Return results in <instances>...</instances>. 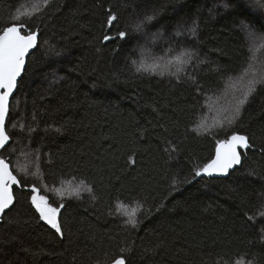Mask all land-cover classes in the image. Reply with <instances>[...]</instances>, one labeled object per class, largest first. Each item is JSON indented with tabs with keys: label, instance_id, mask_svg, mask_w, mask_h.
Returning <instances> with one entry per match:
<instances>
[{
	"label": "trees",
	"instance_id": "16d2710c",
	"mask_svg": "<svg viewBox=\"0 0 264 264\" xmlns=\"http://www.w3.org/2000/svg\"><path fill=\"white\" fill-rule=\"evenodd\" d=\"M31 3L43 0H0V28ZM260 3L50 0L31 21L40 29L39 50L30 56L12 101L10 118L18 127L9 131L19 142L5 155L14 169L26 168L27 181L50 200L59 202L55 189L66 190L65 236L35 218L25 192L0 223V264H113L120 257L127 264H264V157L250 151L228 177L192 179L213 157L215 139L236 131L264 147V84L235 124L225 119L248 82L264 79ZM109 8L119 18L112 28L105 24ZM147 16L154 19L145 22ZM141 22L142 33L101 41ZM242 24L257 34L255 42ZM187 49L196 53L191 63L184 62ZM140 64L144 69L137 72ZM240 79L242 87L234 89ZM29 125L35 131L29 133ZM201 125L210 131L198 135ZM172 147L178 151L164 150ZM185 177L192 182L173 191V180ZM80 181L93 192L81 188L79 198L69 197ZM138 203L142 222L133 229L123 213Z\"/></svg>",
	"mask_w": 264,
	"mask_h": 264
},
{
	"label": "snow or ice",
	"instance_id": "6c2138e0",
	"mask_svg": "<svg viewBox=\"0 0 264 264\" xmlns=\"http://www.w3.org/2000/svg\"><path fill=\"white\" fill-rule=\"evenodd\" d=\"M50 0H43L42 4L34 5L31 11L19 12L10 16L8 22L0 28V223L5 219V216L9 210H14V206L19 202L20 198H24V193L27 192V200L30 207L34 210V213L38 214L35 218L38 221H43L50 229L54 230V234L58 235L59 238L63 239L65 236V231L62 227L63 217L61 215L62 209L65 208V192L66 190L55 189L59 197V202L55 199L50 200L47 194H42L41 187H38L35 183H29L27 181V169L19 168L14 169L10 163L9 158L5 155L9 152L12 143H18L15 140V132L10 134L9 129L15 130L18 125L10 118V113L12 111V101L14 99V93L17 91L18 81L25 73L26 64L31 59L30 53L35 55V51L39 50L40 43V29L39 27L33 28L31 25L32 19L40 18L43 10L48 7ZM261 8H264V3H260ZM105 24L108 28L113 27V23H119L118 16L109 8L106 13ZM154 16H147L145 22H151ZM143 23H138L134 28L128 30L116 31L114 35H103L101 41L106 43L110 40H127L133 33L143 32ZM241 31L246 32V38L249 41L255 42L258 37L253 31L247 30V25H241ZM191 35L196 34V26L194 25L188 30ZM146 35V34H145ZM181 35L177 32L175 36ZM35 50V51H34ZM54 51V49H51ZM172 49L169 48L168 51ZM57 55L59 53H56ZM188 57L185 63H191L193 58L196 57V53L190 49L185 50L183 53ZM136 64V61H132ZM198 63H204L203 60H199ZM159 67V65H156ZM144 69V65L140 64L137 66V72ZM151 74L163 75V72L157 73L155 69L151 70ZM177 79L180 77L177 75ZM193 83H196L195 76L189 77ZM258 84H264V79L257 80L255 78L248 82L247 89L243 94V97L237 101V104L232 111L230 116L225 117L227 124L232 126L239 119L243 106L248 102L249 98L257 90ZM199 91V88H197ZM32 119H35L33 114ZM20 130L24 131V126L19 125ZM203 128V133L197 132L198 135L204 134L210 131L207 127L201 125ZM220 127H224V123H220ZM27 131L31 133L35 131L30 125ZM57 132L60 129H56ZM193 131H196L195 129ZM142 134V133H141ZM215 139V137H213ZM170 143V142H169ZM15 151V149H12ZM166 152L171 154L172 152H177L176 147L171 149H164ZM250 151L258 152L262 157H264V147H259L255 145L254 138L251 134H241L240 132L233 131L227 135L225 139H215L214 145V155L202 166L195 169L192 173V179L196 177H215V176H227L230 170H239V166L242 165L243 161L248 156ZM129 161L133 164L136 162L132 156L128 157ZM18 173H24L23 176ZM250 175L254 172L249 173ZM37 178H39V171L34 173ZM192 179L185 177L183 180H173L170 187L173 191H179L177 184L191 183ZM80 186L75 189V192L67 191V195L70 197L73 194L79 198L81 188L88 193L93 192L92 186H85V181L79 182ZM47 188V185L44 186ZM264 196V193L261 194ZM95 198V197H93ZM143 208V204L138 203V207L132 209L131 211H126L123 213L128 217L125 224L130 225L133 229L139 226V221L137 219V211ZM164 208V204L161 203L155 208L156 212H159ZM152 213V209L145 210V218ZM260 216H264V211L259 212ZM253 219V217H249ZM264 231V229H262ZM15 239V237H13ZM21 252L29 253L30 250L21 246ZM125 251V249H121ZM33 257L38 255V253H32ZM11 264V262H9ZM114 264H126L123 257L116 259Z\"/></svg>",
	"mask_w": 264,
	"mask_h": 264
},
{
	"label": "rangeland",
	"instance_id": "374dc122",
	"mask_svg": "<svg viewBox=\"0 0 264 264\" xmlns=\"http://www.w3.org/2000/svg\"><path fill=\"white\" fill-rule=\"evenodd\" d=\"M37 4H38V3H31V7H27L24 11H25V12L31 11L32 8H33V6H34V5H37ZM242 80H243V79H240V80H238V81H235V82H234V86H233V88H234V89H240V88L242 87V86L240 85L241 82H242ZM239 86H241V87H239ZM226 104L230 106V100H229V99H227ZM213 107H214V108L217 107V110H218V111H221L220 104L215 103V104L213 105Z\"/></svg>",
	"mask_w": 264,
	"mask_h": 264
},
{
	"label": "water",
	"instance_id": "95a60500",
	"mask_svg": "<svg viewBox=\"0 0 264 264\" xmlns=\"http://www.w3.org/2000/svg\"><path fill=\"white\" fill-rule=\"evenodd\" d=\"M35 51V50H34ZM30 55H31V53H30ZM26 66H27V64H26ZM23 76V75H22ZM22 78V77H21ZM21 78H20V80H21ZM20 80L18 81V84H19V82H20ZM18 88V87H17ZM17 92V91H16ZM16 92L14 93V96H15V94H16ZM231 171H233V170H230V172ZM230 172H229V174H230ZM228 174V175H229ZM228 175L227 176H215V177H211V178H225V177H228ZM114 264V263H113Z\"/></svg>",
	"mask_w": 264,
	"mask_h": 264
},
{
	"label": "bare ground",
	"instance_id": "6f19581e",
	"mask_svg": "<svg viewBox=\"0 0 264 264\" xmlns=\"http://www.w3.org/2000/svg\"><path fill=\"white\" fill-rule=\"evenodd\" d=\"M31 55H32V54H31ZM31 55H30V56H31ZM26 67H27V66H26ZM17 89H18V88H17ZM126 264H127V263H126Z\"/></svg>",
	"mask_w": 264,
	"mask_h": 264
}]
</instances>
